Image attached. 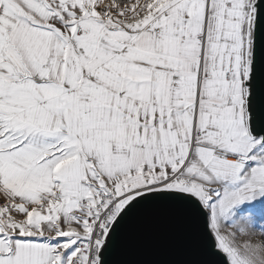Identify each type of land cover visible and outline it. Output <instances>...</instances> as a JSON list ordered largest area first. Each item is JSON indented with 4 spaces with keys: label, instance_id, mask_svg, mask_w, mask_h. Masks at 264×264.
<instances>
[{
    "label": "snow or ice",
    "instance_id": "1",
    "mask_svg": "<svg viewBox=\"0 0 264 264\" xmlns=\"http://www.w3.org/2000/svg\"><path fill=\"white\" fill-rule=\"evenodd\" d=\"M0 264H264V0H0Z\"/></svg>",
    "mask_w": 264,
    "mask_h": 264
},
{
    "label": "water",
    "instance_id": "2",
    "mask_svg": "<svg viewBox=\"0 0 264 264\" xmlns=\"http://www.w3.org/2000/svg\"><path fill=\"white\" fill-rule=\"evenodd\" d=\"M148 258H158V254L157 253L150 252L148 254Z\"/></svg>",
    "mask_w": 264,
    "mask_h": 264
}]
</instances>
